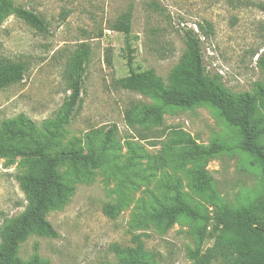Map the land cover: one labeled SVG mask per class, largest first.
Returning a JSON list of instances; mask_svg holds the SVG:
<instances>
[{
  "label": "rangeland",
  "instance_id": "374dc122",
  "mask_svg": "<svg viewBox=\"0 0 264 264\" xmlns=\"http://www.w3.org/2000/svg\"><path fill=\"white\" fill-rule=\"evenodd\" d=\"M3 1L0 61L21 63L24 76L0 89V128L7 122L26 130L20 125L26 119L33 140L0 142L27 152L37 141L48 154L81 152L96 159L95 167L59 164L66 193L46 212L57 237L31 234L19 245L18 259L120 264L122 255H136L146 264H195L191 253L204 257L212 250L218 214L251 211L264 217V170L242 151L238 130L214 107L166 105L120 83L130 72L151 71L164 89H172L171 72L185 60L192 37L206 75L217 78L234 101L255 97L253 121L263 129L258 144L264 152V99L257 96L264 89L258 61L264 55V0ZM18 8L37 15L44 28L26 24ZM127 15L130 53L123 34L113 30ZM75 75L79 102L64 121L60 110ZM183 88L177 90H189ZM145 109L157 110L160 122L155 113L145 119ZM182 140L210 155L184 162L190 146ZM42 168L34 157L0 158V229L27 205L20 178L39 177ZM177 183L183 201L208 214L206 226L181 214L171 224L149 219L160 207L172 206L170 188ZM108 206L117 210L113 218L104 213ZM225 257L205 264H231L227 252Z\"/></svg>",
  "mask_w": 264,
  "mask_h": 264
},
{
  "label": "trees",
  "instance_id": "16d2710c",
  "mask_svg": "<svg viewBox=\"0 0 264 264\" xmlns=\"http://www.w3.org/2000/svg\"><path fill=\"white\" fill-rule=\"evenodd\" d=\"M3 3L4 1L0 0V10ZM15 13L32 28L38 30L44 28V22L37 15L20 8L16 9ZM113 30L123 34L125 48L130 53L129 15L121 17ZM187 47L185 60L171 72L172 89H164L160 80L151 71L130 72L121 80V85L126 89L146 91L170 106L183 108L201 103L211 105L220 113L226 123L238 130L242 151L248 154L254 163L260 165L263 171L264 152L262 146L258 144L259 138L263 135V129L259 127V121L258 123L253 121L255 97L245 94L234 101L230 95L223 91L217 78H210L206 75L198 41L189 37ZM129 58L127 64L130 63ZM258 61L264 67V55H259ZM106 62L108 65L111 64L109 56L106 57ZM80 65L81 61H79L77 69L80 68ZM23 76L24 67L21 63L0 61V89L21 82ZM79 78V75L71 77L69 88L71 93L60 110L61 120L66 121L79 102ZM183 86L188 87L189 90H185V92L177 90V88L184 90ZM174 90L181 93L176 94ZM257 96L264 99V89H259ZM153 113H155L153 116H155L156 121L160 122V114L155 109H145L144 118H149L150 114ZM20 125L26 130H16L12 123H3L0 128V138L7 137L9 140L29 138L33 140V129L30 122L21 119ZM182 143L187 147L190 146L189 152L182 156L184 162L202 160L210 155V152L199 150L189 141L182 140ZM8 155L34 157L42 163L43 168L39 177L24 176L20 178V187L25 194L27 205L21 214L6 221L0 229V264H47L36 255L28 262H22L17 257L18 247L31 234L49 238L57 237L56 231L46 220V212L49 207L54 205V200L64 198L66 193V187L56 172L59 164L68 161L72 166L95 167L96 159L92 155L81 152L64 151L59 154H48L47 148L38 144L37 141H34V148L27 152L13 147H5L0 142V158ZM202 180V183L207 185V181ZM166 187L170 188V185L166 184ZM170 190L173 192L172 206L169 208L160 207L157 212L150 215V220L171 224L174 218L181 214L193 220L201 221L205 226L208 224L210 218L206 212L199 214L198 211L183 201L178 183ZM104 213L113 218L117 210L108 206L104 209ZM213 220L217 223L214 226L215 243L211 252L206 253L204 257H201L198 251L190 254V259L195 264H205L219 256L227 258L225 252L231 257V264H264V217L260 219L251 211H242L218 214ZM136 257V255H122L120 264H146L138 262Z\"/></svg>",
  "mask_w": 264,
  "mask_h": 264
}]
</instances>
